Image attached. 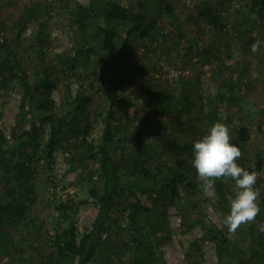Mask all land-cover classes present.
Masks as SVG:
<instances>
[{
    "label": "trees",
    "instance_id": "16d2710c",
    "mask_svg": "<svg viewBox=\"0 0 264 264\" xmlns=\"http://www.w3.org/2000/svg\"><path fill=\"white\" fill-rule=\"evenodd\" d=\"M57 1L62 3V11L82 41L54 59H46L50 43L46 3L42 9L39 3L22 5L15 24L8 29L0 21V92H16L19 96L16 122L9 134L0 127V240L7 239L9 243L8 221L24 213L28 195L33 193V162L43 161L47 170L54 171L57 154L63 153L68 154L67 172L79 169L86 172L87 197L67 193L62 199L56 189L65 187L54 182L55 175L51 177L57 215L51 224L52 234L46 231L49 251L42 261L28 264H163L161 254L156 253L148 237L160 225L149 223L146 218L154 209L156 214H162L163 220L169 197L178 195L177 188L184 181L193 195H202V191L187 178L188 163L182 159L192 152L191 139L181 144L177 138L173 139L169 150L174 159L167 162L157 154V143L148 135L159 117L172 126L190 120L194 102L188 90H176L169 85L156 88L149 77L139 79L145 98L141 102L136 96L121 95L119 90L126 83H133L125 68L131 46L165 36L162 24H171L180 13L173 0H134L127 3L123 15L115 18L111 13L118 6V0H89L88 4L77 0ZM193 8L196 20H201L214 33L223 34L226 26L216 2L200 0ZM249 9L259 19L264 18V0H250ZM39 14L42 20L37 22L33 53L21 56L17 47ZM174 34L177 39L181 37L177 31ZM187 40L193 45L187 52L196 56L209 52L212 46H200L192 38ZM102 65L107 66V74H101ZM62 66L77 73L78 85L73 94L60 87ZM54 91H59L60 103L53 97ZM219 96L222 101L232 99L224 94ZM259 110L264 112V105ZM97 124L101 125L100 136L90 139ZM193 130L195 138L199 137L197 130ZM253 132L250 126L241 125L230 132V142L242 152L239 165L250 172H260L264 167L262 150L256 147L250 156L244 153L246 144L254 140ZM123 142L128 146L120 151L119 145ZM233 185L234 181L229 178L218 180L213 186L222 217L230 213L229 202L235 197ZM91 203L97 208L96 215L90 228L80 232L76 216L81 207ZM258 203L257 221L261 222L262 193ZM124 220L126 226L121 228ZM30 222L29 232L42 228L40 223ZM200 226V241H213L219 264H227L226 258L229 256L231 260L233 254L223 229L213 224ZM115 227L128 231L124 241L115 240L120 234L114 232ZM247 227L249 251L234 255L231 264H249V259L257 256L254 243L262 246L256 224ZM190 246L195 247L193 243ZM8 250L17 257L23 254L21 245L10 249L7 245ZM0 264H3L1 257Z\"/></svg>",
    "mask_w": 264,
    "mask_h": 264
},
{
    "label": "rangeland",
    "instance_id": "374dc122",
    "mask_svg": "<svg viewBox=\"0 0 264 264\" xmlns=\"http://www.w3.org/2000/svg\"><path fill=\"white\" fill-rule=\"evenodd\" d=\"M88 4L89 0H77ZM134 0H118V6L111 13L113 18L121 16L126 11L127 3ZM200 0H173L176 5L178 17L171 24H162L165 36H159L154 42L139 41L130 48V53L125 62V68L129 71V77L133 83H126L119 91L121 95H133L141 102L145 98L142 95V86L139 79H148L156 88L165 85L173 89L189 91V97L194 102L190 120H184L182 124L170 125L162 117L156 119V127L149 133L151 141L156 142L155 151L162 159L172 162L174 156L170 154V146L173 139L183 143L185 139L192 142L208 134L211 126L216 122H223L230 132L241 125H248L254 129V140L246 144L244 153L249 156L254 148L259 147L264 154V112H260L264 105V18L259 19L249 9L250 0H213L222 14L226 29L223 34H216L209 30L201 21L195 19L193 5ZM41 6L46 3L49 11L47 36L50 43L47 46L46 59H54L55 55H63L66 50L76 47L82 41V36L69 24L67 16L62 11V3L57 0H0V21L5 29L13 26L18 18V11L24 4H36ZM185 7V8H183ZM183 10V13L182 12ZM41 14L37 21H31L23 36L22 44L18 51L21 56L31 55L32 45L35 40V32L41 21ZM175 31L180 33L177 39ZM187 38H192L196 43L210 45V51L204 55L196 56L187 49L193 45ZM205 48V47H203ZM63 73L59 77L61 89L75 93L78 85L77 73L74 74L62 66ZM107 66H101V74H107ZM68 70V71H67ZM146 70L145 72H143ZM144 73V74H143ZM140 78V76H142ZM228 85H234L230 89ZM219 94H224L230 101H222ZM53 97L60 103L59 91L53 92ZM19 96L16 92L8 94L0 92V127L5 134H9L10 128L16 122L18 113ZM196 117V119H194ZM259 126V127H257ZM196 129L199 137L195 138L193 129ZM101 133V125L97 124L90 139H97ZM191 134V136H189ZM128 143H121L119 150L127 148ZM193 146V145H192ZM167 148V150H166ZM193 148V147H192ZM191 148V151H192ZM68 154L58 153L54 171L46 169L43 161L36 162L35 173L31 184L33 193L28 195L25 211L12 221H8L9 243L1 242L3 249L0 252L3 264H28L30 261L39 262L45 258L49 251V242L46 234H52L51 224L56 217L53 203V184L51 178L56 176L57 195L62 199L68 194L76 193L77 197H87L88 181L86 172L77 170L67 172L69 167L66 158ZM187 161L188 179L193 181L200 193H191L190 187L185 186L186 181L177 188L178 195L169 197L162 214H156L152 210L146 221L160 225V229L148 235L150 244L156 253H160L163 264H219L215 243L210 240L200 241L202 237L201 223L215 225L223 229L232 246L231 254L238 255L248 253L250 240L248 237V224L241 225L234 233L229 234L219 206V200L213 187L204 190L203 182L198 178L196 169L192 166L194 153L183 155ZM250 165L254 167L253 162ZM51 174H48V173ZM260 176L256 187L264 196V167L258 172ZM230 199V198H229ZM91 201V199H89ZM231 204V200L229 202ZM230 206V205H229ZM97 208L94 204L81 207L76 216L77 227L80 232L89 229L96 215ZM158 217V218H157ZM30 221H36L42 226L39 231L29 232ZM261 222H264V217ZM126 226V220L121 223V228ZM115 227L114 232L120 234L116 241H124L128 231ZM259 243H254L257 248V256L249 259V264H264V232L257 231ZM121 233L123 235H121ZM195 247L191 248L190 244ZM15 245H21L23 254L14 256L7 251ZM261 246V247H260ZM228 256L227 264H231Z\"/></svg>",
    "mask_w": 264,
    "mask_h": 264
},
{
    "label": "clouds",
    "instance_id": "9594fccd",
    "mask_svg": "<svg viewBox=\"0 0 264 264\" xmlns=\"http://www.w3.org/2000/svg\"><path fill=\"white\" fill-rule=\"evenodd\" d=\"M229 127L223 122L214 123L204 137L193 142L192 166L207 191L221 179L234 181V199L230 213L223 219L229 234H234L241 225L256 224L264 232V222L257 221L260 213V189L256 187L260 173L240 166L242 156L239 147L231 143Z\"/></svg>",
    "mask_w": 264,
    "mask_h": 264
}]
</instances>
